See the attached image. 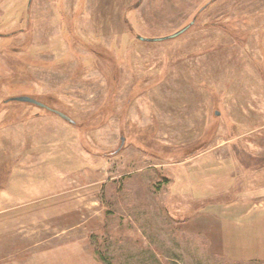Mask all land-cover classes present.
Here are the masks:
<instances>
[{
    "label": "rangeland",
    "instance_id": "1",
    "mask_svg": "<svg viewBox=\"0 0 264 264\" xmlns=\"http://www.w3.org/2000/svg\"><path fill=\"white\" fill-rule=\"evenodd\" d=\"M0 264H264V0H0Z\"/></svg>",
    "mask_w": 264,
    "mask_h": 264
},
{
    "label": "water",
    "instance_id": "2",
    "mask_svg": "<svg viewBox=\"0 0 264 264\" xmlns=\"http://www.w3.org/2000/svg\"><path fill=\"white\" fill-rule=\"evenodd\" d=\"M193 22V21H192ZM189 25H186L184 26L183 28L179 29L178 31H176L175 33L171 34V35H168V37H175L177 36L178 34L182 33L184 30H186L188 28ZM138 37L142 40H147V38H144L143 36L141 35H138ZM159 38H152V39H149V40H157ZM8 100H18V101H26V102H32L34 104H37L39 106H42V107H45V108H48L56 113H58L60 116L68 119V120H72L66 113H64L63 111H60L59 109H56V108H53V107H50L49 105H47L46 103L40 101L39 99L35 98V97H32L30 95H17V96H12L10 97Z\"/></svg>",
    "mask_w": 264,
    "mask_h": 264
},
{
    "label": "trees",
    "instance_id": "3",
    "mask_svg": "<svg viewBox=\"0 0 264 264\" xmlns=\"http://www.w3.org/2000/svg\"><path fill=\"white\" fill-rule=\"evenodd\" d=\"M51 107V106H50ZM50 110V109H49ZM105 260V259H104ZM106 261V260H105Z\"/></svg>",
    "mask_w": 264,
    "mask_h": 264
}]
</instances>
